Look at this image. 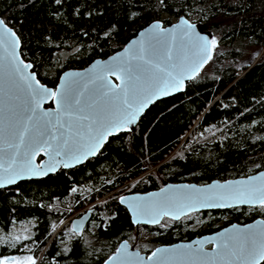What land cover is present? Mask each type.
<instances>
[{
  "label": "trees",
  "instance_id": "1",
  "mask_svg": "<svg viewBox=\"0 0 264 264\" xmlns=\"http://www.w3.org/2000/svg\"><path fill=\"white\" fill-rule=\"evenodd\" d=\"M180 15L195 16L212 32L210 61L184 91L151 104L135 129L111 135L83 164L1 188L0 258L12 251L32 255L35 264H104L123 239L137 241L121 193L152 191L166 180L204 184L264 170V0H0L21 56L52 87L62 70L108 57L153 20L171 25ZM81 195L78 207H91L92 227L71 243L59 236L67 225L51 239L69 216L67 203ZM231 212L223 224L264 217L259 205ZM34 215L39 220L28 239L11 234L12 225ZM212 217L198 211L167 219L140 245L206 233L220 226Z\"/></svg>",
  "mask_w": 264,
  "mask_h": 264
},
{
  "label": "snow or ice",
  "instance_id": "2",
  "mask_svg": "<svg viewBox=\"0 0 264 264\" xmlns=\"http://www.w3.org/2000/svg\"><path fill=\"white\" fill-rule=\"evenodd\" d=\"M60 2L61 0H55L57 4ZM186 23L182 21L181 25L177 26V33L173 34L160 27L159 21L155 22L151 31L141 33L145 40L140 43L139 47L134 50L128 48L124 50L125 53L131 51L130 56L120 54L113 57L111 64L103 66L97 62L96 67L99 71L86 74L87 81L83 83L84 75L66 73L68 79L53 90L40 85L38 80L34 81V73L31 76L24 75L22 69L17 67L16 71L21 73L20 80L27 93V98L24 101L22 118L18 121L19 126L14 133L17 143L9 145L14 148L15 155L8 168L0 162V188L22 178V172L47 175L48 172L54 171L60 163L67 168L72 166L69 161L82 162L83 159L95 154L108 135H112L114 131L130 130L127 125L133 124L154 98L170 95V90L179 91L185 77L181 65L175 62L172 48L164 49L163 58L167 63L162 66L160 62L153 59L152 42H159L164 37L171 41L191 40L195 25L185 28L183 25ZM0 26L3 27L0 39L5 35L16 37L15 31L9 28L2 18H0ZM199 41L197 55L202 64L211 59V54L208 38L201 36ZM14 43H18V38ZM136 43L133 42L134 45ZM215 45L216 41L213 37L211 46L215 47ZM14 51L13 49V54ZM31 67V64L24 65V68ZM110 75L116 76L121 84H110L108 80ZM73 77H79V79ZM187 78L194 77L188 76ZM46 98L55 100L57 108L41 112L42 101ZM21 147L24 149L25 162L17 171L12 168V165L16 162L15 157L21 155ZM44 149L51 150L45 152L50 162L43 168L39 165L32 166L29 157L35 156ZM57 157H63V159L57 160ZM3 173L10 174L4 176ZM257 180L260 183H252ZM211 187L208 186L209 190ZM166 191V189H161V194ZM155 195L150 194V196ZM234 199L239 203L258 204L264 208V173H261L259 177H250L245 182V186L236 191ZM184 200L185 203L179 208V212L194 210L197 204L201 207L225 206L223 195L214 194L201 197L190 194L185 196ZM120 201L124 203L125 198L121 197ZM151 206L158 208L163 215H172L169 211L167 197L162 196L153 201ZM147 207L148 205L144 203H138L131 210L134 213L145 215ZM173 218H178V214L173 215ZM150 219L152 222H159L157 216H151ZM133 222L138 223L139 221L134 220ZM233 229H236L235 225ZM218 239L219 243L214 252H205L203 248L193 250L191 245H177L174 249L158 248L147 260L152 264H168L169 261H186L189 264H213V262L259 264L260 260H264V229H253L249 225L246 229H237L230 234L228 230H225V233L219 234ZM122 247L126 248L127 242ZM180 249H188V251H180ZM117 252L120 253L121 250L117 249ZM110 259L126 264L127 256L122 253ZM0 264H35V261L31 257H25L23 260L18 257H5L0 258ZM105 264L108 262L105 261Z\"/></svg>",
  "mask_w": 264,
  "mask_h": 264
},
{
  "label": "water",
  "instance_id": "3",
  "mask_svg": "<svg viewBox=\"0 0 264 264\" xmlns=\"http://www.w3.org/2000/svg\"><path fill=\"white\" fill-rule=\"evenodd\" d=\"M0 18L3 19V17L0 16ZM159 21L160 27L169 30L173 34L177 33L178 28L177 26L181 25L182 21H186L187 23L183 25V27L188 28L190 25H195V29L193 31V35L191 37V40H185L181 42L179 39L176 41H171L167 37L162 38L159 42L153 41L152 42V56L154 61L160 62L162 66L167 63L163 58V51L164 49L171 47L175 62L180 64L183 73H184V79L183 83L180 86V90H170L171 94L166 96H160L158 98H154L152 102H150L147 107H145L142 112L138 115L137 119L133 124L127 125V128L129 129H135L138 125V120L141 115H143L148 109L150 108V105L153 104L156 101L163 100L165 97L174 96L176 93H179L181 91H184L185 88H187V82L191 79L187 78L188 76L195 77L200 74L202 71V67L206 62H209L207 60L204 63H200L199 57L197 55L198 46L200 44L199 37L204 36L208 38V44H209V51L210 54H212L213 47L211 46V41L213 38V34L211 31H208L206 29V24L202 22H194L193 20L189 19L187 16H179L176 21H173L171 25H164L162 20H153L151 23H149L144 28L142 27L139 29L132 39H129L125 45L122 47L121 50H118L116 52H113L108 57H98L95 60H92V62L88 65H86L83 68H66L61 71L60 78L58 80V83H56L55 87L47 86L43 82L40 81V78L36 75L34 71H32L31 68H24V65L30 64L29 61H26L21 56L22 53L20 51V43L21 40L18 38L17 33L16 37H11L8 35H5L2 39H0V162L4 164L5 168L9 167V164L11 163L12 157L15 155V151L13 147H10L9 145H15L17 143L15 139V131L16 128L19 126L18 121L22 118L21 113L23 111L24 107V101L27 98V93L24 91L22 86V81L20 80L21 73L16 71L17 67L22 69L24 75L31 76L32 73L35 74L34 81L38 80L40 82V85H43L46 88L49 89H57L64 80L68 79L66 77V73H79L85 76L84 81H87L86 74L99 71V68L97 66V62H99L100 66H103L105 64H111L113 57H117L120 54H124L126 56L131 55V51L128 53H125V49L128 48L130 50H134L135 48L140 46V43L145 40V37L141 35V33H146L152 30V25ZM9 28H12L14 31H16L13 27L7 25ZM0 32H3V27L0 26ZM18 38V43H14L16 39ZM137 42L135 45L133 42ZM13 49L14 54H13ZM212 58V56H211ZM32 65V64H31ZM194 70V71H193ZM74 79H79V77H73ZM108 80L110 84L116 85L121 84L120 80L116 79V76L110 75L108 77ZM33 81V82H34ZM91 87V86H89ZM57 108V102L51 98H46L42 101V106L40 111L43 112L44 110L48 109H56ZM117 131H114L116 133ZM112 134V135H113ZM109 137L111 135H108L106 139L102 142L101 146L96 150L94 155L88 156L87 158L83 159L82 162L76 163L75 161H69L71 163V167L67 168H75L79 164H83V162H86L90 157H94L96 154H99L101 151V148L103 144L108 141ZM87 143V141H85ZM23 147H21L20 152L21 155H18L15 157V164L12 165V168L15 170H20L21 166L24 164V156H23ZM46 151H51L50 149H44L41 150L38 154L35 156L29 157L31 161L32 166L39 165L41 168H43L45 165H47L49 161V156L45 155ZM43 154L44 156L41 158L40 161H37V157L40 154ZM63 157H57V160H62ZM64 169L63 163H60L56 166L54 171L48 172V175H52V173L56 172L58 169ZM261 173H264V170L261 169L254 174H248L244 175L242 177H234L229 178L227 180H210L208 182H205L204 184H199L196 182L188 183L187 181H179L178 183H174L172 181H166L163 182L161 187L154 189L153 191H145L141 193L132 192L128 194H121L118 198L120 201V198H125V202L122 203V205L126 208L128 212H130L131 221L134 223V220L139 221L138 223H134L138 226H140L142 223L145 224H151L155 225L157 222H152L150 219L151 216H157L159 219V222L164 217H169L171 219L173 218V215L178 214V218H175V220H180L181 217L185 215H190L192 212L197 210H205V209H214L217 210L218 208H226L229 209L232 206H243V205H249L251 207L256 206L258 204H246V203H239L237 200L234 199V196L236 194V191L238 189H242L245 186V182L249 180L250 177H259ZM10 173H3L4 176L9 175ZM22 178L17 179L14 183L5 184V187L7 186H14L17 182L20 181H26L27 179H39L43 178L46 175H32L28 172H22ZM229 182L231 184L229 185ZM239 182V183H238ZM252 183L258 184L260 181H253ZM189 186V187H185ZM208 186H212L211 190H209ZM1 189V188H0ZM161 189H166L167 191L163 194H161ZM198 190V191H197ZM150 194H156L155 196H150ZM197 195L201 197L209 196V195H223L225 197L224 204L225 206L220 207H207L203 206L201 207L199 204H197L196 208L194 210L186 211V212H179V208L185 203L184 197L187 195ZM167 197L169 200V211L172 213V215H163L160 213L159 209L156 207H152L151 204L153 201H156L160 199L161 197ZM121 202V201H120ZM138 203H144L148 205V207L145 209L146 214L140 215L139 213H134L131 208L134 207ZM92 216V213H90V210L87 212H84L82 216L79 217V219H73L72 225L75 229V232H79L80 230H83L85 227V224L89 222L90 218ZM158 222V223H159ZM236 226V229H233V226ZM251 225L253 229H264V218L257 217L254 221H249L244 224H239L238 222H233L231 225L223 226L220 229H218L217 232H212L209 234H206L205 236H199L195 237L192 240H181L178 242H172L168 245H159L156 247V249H174L177 245H191V248L193 250L203 248L205 252H214L217 249L218 243H219V234L225 233V230H228V233H233L237 229H246L247 226ZM127 242V247L123 248L122 246ZM211 243L212 248L206 249V245ZM117 249H120L121 252L118 253ZM155 249V250H156ZM154 250V251H155ZM153 251V252H154ZM180 251H188V249H180ZM122 253L126 254L127 261L126 264H152L151 261H148L147 258L152 255L151 253L146 255V253H142L137 248L131 246L129 244V241L126 239H123L121 242L118 243V246L116 248V252L109 255L105 261L108 262V264H120L119 261L110 259L114 258L116 256L121 255ZM138 254V256H137ZM138 257L144 258L143 260H140ZM263 260H260L262 262ZM105 264V262H104ZM168 264H189V262L186 261H169ZM213 264H220V262H213Z\"/></svg>",
  "mask_w": 264,
  "mask_h": 264
},
{
  "label": "flooded vegetation",
  "instance_id": "4",
  "mask_svg": "<svg viewBox=\"0 0 264 264\" xmlns=\"http://www.w3.org/2000/svg\"><path fill=\"white\" fill-rule=\"evenodd\" d=\"M44 155L41 153L38 157H37V161H40L41 160V158L43 157ZM44 178V177H43ZM133 179H135V178H133ZM133 179H131V180H133ZM38 180V179H37ZM130 180V181H131ZM167 181V180H166ZM166 181H162V183L163 182H166ZM192 182V181H191ZM162 183L160 184L161 186H163L162 185ZM160 186V187H161ZM159 188V187H158ZM157 189V188H156ZM153 191V190H152ZM128 193H132L131 191H128V192H126V193H121V194H128ZM120 194V195H121ZM119 195V196H120ZM77 196V195H76ZM84 198H85V196L84 195H81V197L78 199V200H76V202L77 203H71V202H68L67 203V205L65 206V210H66V213L67 214H69V216H68V218H66V220H64L63 221V223L59 226V228H58V230H56L55 232H54V234H53V236L51 237V239H53V237H54V235L56 234H58L57 233V231H59L61 228L63 229L66 225H67V227H68V231H66V232H64L63 234H61V235H59L60 236V240H62V242H63V244L65 243V242H69V243H71L72 242V239H73V237L74 238H76V237H78V236H80V237H84L85 236V234H86V231H88L91 227H92V221H93V219H92V217H93V214H92V216H91V218H90V220H89V222L88 223H86L85 224V227H84V229L83 230H80L79 232H75V229H74V227H73V225H72V220L73 219H79V217L80 216H82L83 215V213L84 212H87L88 210H91V207H88V205H81V206H79L78 207V205H80V202L79 201H84ZM119 198V197H118ZM247 206H249V205H243V206H232V207H230L229 209H226V208H218L217 210H214V209H205V210H197V211H194V212H192V213H195V212H201V213H213V215L215 216L214 218L212 217V219L214 220H216L217 221V225L219 224L220 226L218 227V228H216V229H212V230H210V231H206V233H196V234H194V236L192 237V238H188V237H186V238H181V240H192L193 238H195V237H199V236H205L206 234H209V233H212V232H217L218 231V229H220L221 227H223V226H228V225H231V223H233V222H237V221H235V220H232L230 223H226V224H223V222H224V220L226 219V220H228V219H231V210L232 209H237V208H239V209H243L244 207H247ZM52 207V206H51ZM78 207V208H77ZM191 213V214H192ZM190 214V215H191ZM186 216V215H185ZM182 218V217H181ZM262 218H264V217H262ZM167 219H171V218H169V217H164V218H162V220L159 222V223H157V224H155V225H151V224H145V223H142L140 226H138V225H136V224H134L135 226H136V229H135V237H137V241H133V242H131V241H129V244L131 245V246H133V247H135V248H137L138 250H140L142 253L144 252V253H146V255H148V254H152L153 253V251L156 249V247L157 246H159V245H163V246H165V245H168V244H164V243H160V244H156V246L155 247H153V248H151V247H148L147 249H144V248H142V246L140 245V242H141V244H143V242H145V241H148V240H150V239H154L155 238V235L158 233V229H155V227H158V226H165L167 223ZM38 220H39V218L36 216V215H34L30 220H28V221H20L19 223H17V224H20V223H23V225H26V224H28V223H30V225H28V226H26L23 230H22V232H23V234H21V235H19L18 237L20 238V237H28L29 236V234H30V232H32V230H33V228H32V226H35V225H37V223H38ZM239 223V222H238ZM199 225H201V224H199ZM150 227L151 228H154L155 229V231H150ZM204 227H206V226H203L202 228H204ZM214 227V226H213ZM149 229V230H148ZM145 234V235H144ZM55 235V236H56ZM12 238V237H11ZM181 240H178V241H181ZM178 241H176V242H178ZM173 242H175V241H173ZM172 243V242H171ZM206 249L208 248V249H210V248H212V244L211 243H209V244H207L206 246ZM17 255H18V253L16 254V253H12V251H9V252H7L6 254H4V256H3V258H5V257H8V258H12V257H17Z\"/></svg>",
  "mask_w": 264,
  "mask_h": 264
},
{
  "label": "rangeland",
  "instance_id": "5",
  "mask_svg": "<svg viewBox=\"0 0 264 264\" xmlns=\"http://www.w3.org/2000/svg\"><path fill=\"white\" fill-rule=\"evenodd\" d=\"M189 19H191V20H193L194 22L197 23V18L195 16L192 15V16L189 17ZM173 20L176 21L177 18L175 17V18H173ZM202 23H204V22H202ZM28 225H30V223H28L26 225H23V223H20V224L15 223V225H12V227L10 228L11 234L13 236H16V235L19 236V235L23 234L22 230ZM17 257L20 258L21 260H23L25 257L33 258L32 255H30V254L28 255V254H24V253L18 254Z\"/></svg>",
  "mask_w": 264,
  "mask_h": 264
}]
</instances>
